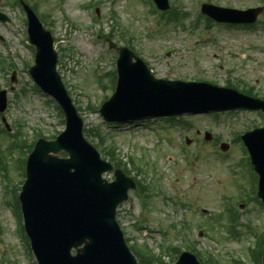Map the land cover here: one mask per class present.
Segmentation results:
<instances>
[{
  "label": "rangeland",
  "instance_id": "374dc122",
  "mask_svg": "<svg viewBox=\"0 0 264 264\" xmlns=\"http://www.w3.org/2000/svg\"><path fill=\"white\" fill-rule=\"evenodd\" d=\"M32 1L39 3L41 14L47 15L45 24L52 29L57 39V49L60 51L59 73L80 109L86 125L100 127L108 139L107 145H114L116 153L125 162L134 158L142 167L144 173L142 179L149 184L152 206L150 210L143 209L133 194H130L132 201L121 206L120 221L130 245H145L155 253L160 251L158 246L162 245H176L183 250L187 237L196 244L198 251L213 255L221 264H234V260L256 264L247 255V248L252 245V239L250 237L242 241L232 239L228 232L230 222L226 215L224 194L230 193L234 197H239L242 193L232 182L239 178V169L236 165L241 160V150L239 146H232L231 154L219 161L213 153L214 147L201 141L204 129H209L214 135L229 142L236 132L243 133L249 128L260 126L264 124V119L256 112L247 111L221 115L219 122L203 115L184 117L186 121L194 124L191 126L192 130H185L172 122L166 124L165 128L163 124L157 125V120L142 122L140 126L135 127L132 125L108 127L99 115L98 109L105 95H111V91L106 89L105 92L101 89L95 76L97 70L105 72L114 61L113 56L100 41L92 40V33L96 29L105 28L106 32H115V40L120 44L123 42L119 37L124 35L125 39L131 40L133 46L146 57L155 73H170L169 76L172 78L186 80H206L221 86L232 81L241 86H253L255 92L264 97V24H262L264 14L259 18L261 24L253 30L226 29L215 25H210L208 29L205 20L198 31L193 32L191 28L195 23L194 13L197 14L200 10L197 2L205 1L219 6L246 9L264 5V0H170L171 6L178 2L182 10L188 14L182 20L187 26L186 29L179 27L177 22L170 24L161 22L141 0H101L100 19L96 22L82 8L83 3L89 0ZM143 1L154 10L150 0ZM9 3L10 0H0V10L11 19V22L6 24L0 22V35L6 41V53L11 55L14 52L17 83L14 85V92H11L10 87L13 84L9 78L12 73L0 70V85L9 91L8 107L3 114L13 133L20 130L23 134L21 140L30 143L37 134L48 138L56 135L63 126L55 105L47 104V98L31 90L34 83L24 65L33 64L34 53L26 44L19 43L18 38L20 41L26 39V27L23 18L17 16L21 14L19 10L10 8ZM114 14L116 18L113 17ZM112 26L115 28L111 29ZM203 39L207 42L203 43ZM79 42L84 44V48ZM171 50L173 54L166 55ZM15 51H19L21 56L17 57ZM6 53L0 43L1 57L7 58L10 62V57L6 56ZM108 81L104 76L107 86ZM23 84L26 87H22ZM23 89H26V95H23ZM92 108L95 110H91ZM197 128L199 133L193 131ZM157 130L159 133H156ZM160 136L163 137L162 141H159ZM186 137L195 139L190 151H194L200 145L202 148V154L200 148L195 151L198 156L193 161L196 163L195 173H192L183 161L184 153L180 144ZM2 138L3 144L7 147L11 139ZM0 156L4 162L9 161L5 154L2 153ZM23 159L22 157L19 161L16 159L10 162V166L14 163V171H22L20 161ZM11 169L13 171V168ZM131 169L133 170V167ZM12 174L15 178L22 179L20 174ZM19 185L20 181L13 182L9 174L7 190L11 196L8 206L11 205L15 219L0 195L2 264H32L35 261L32 255L27 254L17 235L16 226L19 234L21 236L24 234L22 216L18 210L16 196L13 195L14 189ZM155 188L161 189L168 196L152 191ZM164 198L196 204L197 212L193 210L186 212L180 207L162 204ZM247 198H252L255 204L250 202L249 207L244 209L242 224L249 227L254 222L253 226L260 233L264 231V209L256 207L259 204L254 195H248ZM135 222L136 225L147 227V230H137ZM183 231L184 235L181 236ZM200 231L205 233L201 238ZM241 232L246 235L247 231L242 228ZM164 259L165 262L171 261L169 256H165Z\"/></svg>",
  "mask_w": 264,
  "mask_h": 264
},
{
  "label": "water",
  "instance_id": "95a60500",
  "mask_svg": "<svg viewBox=\"0 0 264 264\" xmlns=\"http://www.w3.org/2000/svg\"><path fill=\"white\" fill-rule=\"evenodd\" d=\"M210 6H206L210 9ZM259 11L256 10L255 14ZM35 19L33 18L32 21ZM37 23L33 24V37L39 49V64L44 70L37 74L40 82L57 97L65 108L68 118V130L56 143L40 142L29 163V181L26 186L25 213L27 226L31 234L41 264H70L67 259L81 261L83 264H134L122 240L115 223V209L126 199L127 187L119 188V182L107 185L101 180V174L109 166L99 160L95 151L87 145L81 136V124L76 118L70 102L59 87L58 77L54 75L55 56L52 53V41ZM37 33H40L38 39ZM45 55L43 56V54ZM120 63L121 83L112 105H122L128 110L142 108L170 107L172 110L163 114L185 111H206L231 109L235 107L263 108L256 104L244 103L231 91L219 90L208 85H183L176 83H155L176 92L187 91L191 98L177 96H148L140 92L129 93L126 80L127 69L124 66L128 53L123 51ZM130 57V56H129ZM38 70V67L36 68ZM203 102L201 109L190 106ZM184 106V108H177ZM143 115L133 116L137 118ZM264 138V130L251 134L250 137ZM249 144L257 159L259 170H264V143ZM66 151L70 160H59L50 156V152ZM122 179V176L119 175ZM261 194L264 197V178ZM80 249V256L71 259L72 247ZM191 259L184 257L180 264H190Z\"/></svg>",
  "mask_w": 264,
  "mask_h": 264
},
{
  "label": "bare ground",
  "instance_id": "6f19581e",
  "mask_svg": "<svg viewBox=\"0 0 264 264\" xmlns=\"http://www.w3.org/2000/svg\"><path fill=\"white\" fill-rule=\"evenodd\" d=\"M79 45L84 48V44L82 42H79Z\"/></svg>",
  "mask_w": 264,
  "mask_h": 264
}]
</instances>
